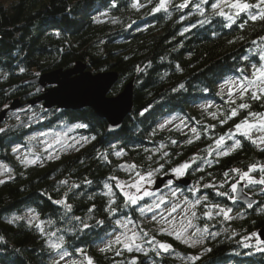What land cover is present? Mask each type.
<instances>
[{"label": "trees", "instance_id": "trees-1", "mask_svg": "<svg viewBox=\"0 0 264 264\" xmlns=\"http://www.w3.org/2000/svg\"><path fill=\"white\" fill-rule=\"evenodd\" d=\"M219 1L170 0L166 11L155 12L160 0H0V113L13 102L26 109L23 119L7 124L8 114L18 109L8 111L0 125V164L11 172L0 182V264H52L60 251L70 257L82 251L94 264H130L133 259L136 264H264V252L241 241L264 229V194L257 197L258 191H252L257 199L251 205L219 194H227L233 169L245 172L264 164V146L242 135L227 140L241 120L264 113V97L253 100L248 92L229 103L219 92L226 80H243L262 62L264 20L249 19V14L259 17L257 7L237 14L228 9L232 19L215 15L212 5ZM240 1L257 5V0ZM78 64L94 75L118 74L110 97L132 82V111L119 132L109 133L89 108L46 110L42 103H29L40 96L31 81ZM241 103L249 107L240 109ZM204 104L210 107L201 109ZM233 109L237 115L224 122ZM173 117L183 118L184 129L191 130L158 127ZM59 125L70 126L86 144L71 156L22 164L14 149L26 150L31 136ZM221 136L226 138L223 151L235 141L241 147L220 154L215 145ZM183 164L189 165L183 179L198 191L193 194L176 181L173 187L200 199L196 217L209 228L204 254L156 232L153 238L173 252L197 259L179 261L173 252L152 250L131 255L98 250L119 222L130 219L138 226L142 219L140 205L127 203L114 180L149 171L159 180ZM61 200L70 211L56 203ZM213 207L230 208L238 216L227 223L208 221L204 214ZM50 241H60L59 249Z\"/></svg>", "mask_w": 264, "mask_h": 264}, {"label": "rangeland", "instance_id": "rangeland-1", "mask_svg": "<svg viewBox=\"0 0 264 264\" xmlns=\"http://www.w3.org/2000/svg\"><path fill=\"white\" fill-rule=\"evenodd\" d=\"M170 0H167V5L169 4ZM233 2H236V0H233ZM241 2V1H240ZM244 3V2H242ZM215 4H223V0H220L219 2H216ZM260 4V0H257V5ZM231 10L233 13L237 14L240 13L237 9H232L227 6H223L220 10L224 12V16L228 17L229 14L228 11ZM163 10V9H162ZM262 62L257 66L259 67L261 64H264V60H261ZM256 67V68H257ZM253 68L252 70L248 71L247 75L243 77V80H237V79H228L226 80L220 88L223 87V92L221 89L219 92L224 95L229 103H232L231 101H236V99L239 98V91L236 89V87L231 84V81H235L238 84L243 85L247 80L252 78V73L256 69ZM258 83V82H257ZM232 89V96L231 98L228 95V89ZM257 91V94H260L258 91V88L253 85H249V89L247 92ZM206 107H210L209 104H204L201 109L205 110ZM200 108V107H199ZM24 111L26 109H18L15 112H11L9 115V118H7V124L10 121L18 122L21 119H23ZM28 116H32L34 114L33 112H28ZM250 123H258V119H253L251 117V120H248ZM161 125H164V127H161ZM4 126V125H3ZM158 127L160 129H169L171 127H178L181 129H184L186 127L184 123V119L181 117H173V118H164L160 121ZM185 131L191 130L190 127H187L184 129ZM194 134V133H193ZM241 136L236 130V128L230 132V134L227 137V140H233L236 136ZM251 135L253 139H257L259 136L264 135V133H261L257 128L252 129ZM226 139V138H225ZM224 139V141H226ZM28 147L26 150L15 148V151L18 159H20L22 164L25 165H31L35 163H42L44 161L48 160H57L64 156H71L74 155L79 149H81L87 142L86 139L78 137L73 133V130L70 126L67 125H59V127H56L55 129H51L48 131H44L42 133L36 134L34 136H31L28 140ZM264 145H260L259 147H262ZM25 160H30L32 163H25ZM264 167V164H260L255 166V169L253 171L249 172V176L252 180L259 181L262 178H264V173L260 171V168ZM5 168L7 171H5ZM250 169V168H249ZM249 169L245 172H248ZM187 171V170H186ZM186 171L182 176H177L174 173H172V180H167L165 184L161 188H157V181L158 177H156V173L152 172L153 175L150 178V181L148 182H141V190L140 192H136L134 188L128 187V185H132L136 180L139 179L138 175L139 173H135L132 175L130 179L126 180H114V183L118 190L123 194L125 198V193H132L133 195L141 196L142 199L138 201L139 207V214L142 218L140 219L138 226H136L130 219L122 220L118 223V230H115L112 232V234L109 236V238L102 242L97 248L98 250L107 247L110 241H115L117 236L121 237V240L125 239V235L128 237H131L133 233L136 234V243L140 245V251H137L136 248L133 246L131 251H128L123 243L119 244H113L112 249H115L118 253L124 252V254L131 255L132 253H147L148 251H156L161 253H167L160 251L156 245L159 242L155 238H153L152 232H156L159 234H166L174 239H176L179 243L186 247H190L193 251L197 253L198 256H201L204 254L203 246L204 241L209 233V228L206 227L205 220L204 222H201V224L198 222V218L192 217L191 213L195 212V207H193V204L196 200H191L185 196H183V193L181 190L175 189L174 182L182 180L185 178ZM239 173L242 172H234V176L231 177L230 181H228V192L224 195L230 197V201H236L235 200V193L237 191V188L240 186L242 194H245L246 196L250 198H255V194L252 193V191H258L257 197H263L264 194V184L261 183H249L247 180L242 179L239 175ZM148 173L142 174L143 176L147 177ZM11 177L10 170L3 164H0V181L7 180ZM117 182H119L120 185H125V187L120 188L117 186ZM236 184V191H232V185ZM164 187V188H163ZM192 188V190H189V192H192L193 194H196L198 191V186L196 185H190L188 186ZM163 188V189H162ZM144 192H148L149 195L145 196ZM218 192V191H217ZM174 193V195H173ZM257 199V198H255ZM126 200V198H125ZM163 200V202H161ZM156 204H159V207H155ZM133 205V204H131ZM136 205V204H135ZM176 206V211L172 212L173 206ZM151 208V210H149ZM225 208V207H224ZM143 209V211H141ZM230 209V208H225ZM206 213H211V218H209ZM206 213L204 214V217L208 221L218 220L221 219L223 221L229 222L236 216H238L232 209L229 212V218L225 219L222 214H218V207L208 208L206 210ZM29 213H25L24 217H29ZM17 215H14L16 218ZM217 218V219H216ZM33 221H36V218H32ZM189 220L192 223V227H186ZM39 227H42V224L40 222H37ZM186 230H183L185 229ZM207 229L206 232H203L202 236L200 232H197V229ZM182 235L180 239H177V233H180L181 231ZM196 232V235H193V233ZM147 233V235H145ZM190 238V239H189ZM184 240H188L187 243L183 242ZM193 241H196L193 243ZM246 247L253 249L255 252H264V238L260 239L258 234L255 232L251 235L244 236L241 240ZM51 246L54 245H60V241H50ZM53 249H59V247H53ZM101 251V250H100ZM168 252H173V249L170 247ZM173 257L178 259L179 261H192L197 259V257H183L179 253L173 252ZM88 259H91L87 256V254L83 253L82 251L77 252V257H70L67 256V254L63 251L58 252L57 256L53 259L52 264H88ZM92 260V259H91ZM94 264V263H93Z\"/></svg>", "mask_w": 264, "mask_h": 264}, {"label": "water", "instance_id": "water-1", "mask_svg": "<svg viewBox=\"0 0 264 264\" xmlns=\"http://www.w3.org/2000/svg\"><path fill=\"white\" fill-rule=\"evenodd\" d=\"M118 74L114 72L92 74L85 71V66L80 64L67 71H54L41 75L31 81L37 85L36 93L40 94L31 105L42 103L46 110L57 108L59 110L78 111L89 108L94 115L105 121L109 133L119 132L123 122L132 111L133 84H126L116 96L110 97L109 93L116 84ZM18 102H13L9 109L0 113V125L8 111L20 108ZM173 176L157 181V188H161ZM178 185L188 186V180L180 179ZM235 200L244 205H251L254 199L242 194L240 186L234 195ZM260 239L264 238V229L258 232Z\"/></svg>", "mask_w": 264, "mask_h": 264}, {"label": "snow or ice", "instance_id": "snow-or-ice-1", "mask_svg": "<svg viewBox=\"0 0 264 264\" xmlns=\"http://www.w3.org/2000/svg\"><path fill=\"white\" fill-rule=\"evenodd\" d=\"M202 2H206V0H202ZM166 4H167V0H160L159 4L156 5L153 8V11L159 12L162 9L166 11L167 10ZM186 6H187V2L183 3V4H180L177 7L182 9V8H184ZM223 6H227V7H230L232 9H237L239 12H244L249 7H257V8L260 9L259 17H257V15H254V14H249V19L252 20V21H256L258 18L260 20H264V0H260V4L259 5H249L247 3L240 2V0H236V2H233V0H223V4H213L212 5L213 13L215 15L224 16L225 15L224 12L220 10ZM132 7L133 8H137L138 5L136 3H133ZM228 19H232V18L228 17ZM261 39H264V37H262ZM230 43H231V41H230ZM260 59L264 60V54L261 55ZM230 83L233 84L236 87V89L239 91V98L241 100H243L245 92L248 91L249 85L256 86L258 88V91H259L260 94L258 95L257 91H252L251 92V98L253 100H260L262 97H264V64H261L259 67H257L252 73V78L247 80L243 85L238 84L235 81H231ZM221 91L223 92V87H222ZM228 95L231 98V96H232V89L231 88L228 89ZM231 102L235 103L234 100L231 101ZM248 107H249V105L247 103H241L239 105L240 109H247ZM236 115H237V112H236L235 109H233L232 112H231V116H227L224 122H226L227 119H231L232 117H234ZM251 115H252L253 119H258V123H250L247 119H243V120H241L240 123L235 125V128H236V130H237V132L239 134H241L242 136L246 137L247 139H249L251 141L252 144H254L257 147H259L260 145H264V135L259 136L257 139H253L252 135H251V131H252V129L257 128L261 133H264V113H261V114L251 113ZM80 126L82 127L83 125H80ZM161 127H164V125H161ZM3 131H4V129L0 128V132H3ZM192 132L195 134L196 133V129L193 128ZM197 138H198V134H197ZM189 143H191V141H189ZM223 144H224V137L221 136L216 141L215 147H216L217 150H221L220 154H223V155H228L230 151H234L235 149H238V148L241 147L240 141H235L234 144L232 145V147L228 151H223V149H222ZM14 151H15V149H14ZM117 155H119V153H117ZM24 162L25 163H32V161H30V160H25ZM129 167L131 168L133 166H129ZM188 167H189L188 164L180 165L179 167L173 169V173L175 175H177V176H182L184 174V172L188 169ZM254 169H255V166H252L249 169L248 172H242V173H239V175H240V177L242 179L247 180L250 184L251 183L264 184V178H262L259 181H255V180H252L250 178L249 172L253 171ZM5 171H7L6 168H5ZM232 171H237L238 172L239 170L233 169ZM260 171L262 173H264V167H261ZM137 175H138L139 179L136 180L132 185H128V187L134 188L136 190V192H140V190H141V182L150 181V178L153 175V173L151 171H149L148 174H147V177L143 176L142 174H137ZM225 175H227V173H225ZM111 179H114V177H112ZM0 182H2V181H0ZM117 186L122 188V189H123V187H125V185H120L119 182H117ZM105 187H107V185H105ZM205 187H207V185H205ZM232 191L233 192L236 191V184L235 183L232 185ZM219 194L223 195L224 193H219ZM144 195L147 196V195H149V193L148 192H144ZM173 195H174V193H173ZM125 198H126L127 203H130V204H133V205L137 204L138 201L142 199L141 196L133 195L132 193H125ZM161 202H163V200H161ZM56 203L64 204L65 208H67L69 211L71 210V206L65 204V202L62 201V200L61 201H56ZM112 203H115V201H112ZM199 203H200V199L198 198L195 201V203L193 204V207H195V205L199 204ZM155 207L158 208L159 204H156ZM110 210L111 211H115V209H111V208H110ZM149 210H151V208ZM141 211H143V209H141ZM171 211L172 212L176 211V206L175 205L173 206ZM230 211H231V209L218 208V214H222L225 219L229 218V212ZM191 215H192V217H195L196 213L193 211L191 213ZM206 215H208L209 218H211V213H206ZM76 219L79 220L80 218L77 217ZM100 223H103V221H97V224H100ZM84 226L88 227L87 224H85ZM192 226L193 225H192L191 221L189 220V222L186 225V227H192ZM37 227H39V225H37ZM183 230H186V228L183 229ZM183 230L180 233H177V237H176L177 239L181 238ZM196 231L200 232L201 236H202L203 232H206L207 229L206 228L203 229V230L197 229ZM145 235H147V233H145ZM193 235H196V232H194ZM213 235H215V234H213ZM136 239H137V237H136L135 233H133L131 237H128V236L125 235V239L124 240H121V237L117 236L115 241H110L109 244L107 245V247L102 248L100 250L102 252L109 251V250H111V247H112L113 244L123 243L124 247L128 251H131L133 246L136 248L137 251H140L141 250L140 249V245L135 242ZM183 242L187 243L188 240H184ZM195 242L196 241H193V243H195ZM53 247H59V245H54ZM156 247L160 251H163V252H168L169 249H170V246L168 244H165V243H158L156 245ZM117 255H119V253H117ZM88 264H93V261L91 259H88ZM130 264H136L135 259H133L130 262Z\"/></svg>", "mask_w": 264, "mask_h": 264}]
</instances>
